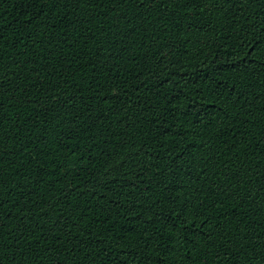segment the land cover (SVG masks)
<instances>
[{"label": "trees", "instance_id": "1", "mask_svg": "<svg viewBox=\"0 0 264 264\" xmlns=\"http://www.w3.org/2000/svg\"><path fill=\"white\" fill-rule=\"evenodd\" d=\"M0 264H264V0H0Z\"/></svg>", "mask_w": 264, "mask_h": 264}]
</instances>
